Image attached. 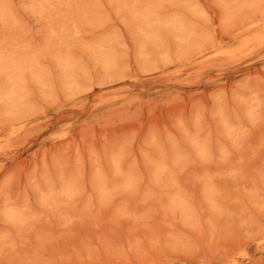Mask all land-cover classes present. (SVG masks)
<instances>
[{
	"label": "rangeland",
	"instance_id": "1",
	"mask_svg": "<svg viewBox=\"0 0 264 264\" xmlns=\"http://www.w3.org/2000/svg\"><path fill=\"white\" fill-rule=\"evenodd\" d=\"M0 264H264V0H0Z\"/></svg>",
	"mask_w": 264,
	"mask_h": 264
}]
</instances>
